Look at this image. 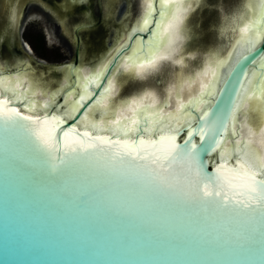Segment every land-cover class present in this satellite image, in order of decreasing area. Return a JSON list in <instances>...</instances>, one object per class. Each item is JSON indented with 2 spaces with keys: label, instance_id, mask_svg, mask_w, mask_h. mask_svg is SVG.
Wrapping results in <instances>:
<instances>
[{
  "label": "water",
  "instance_id": "water-1",
  "mask_svg": "<svg viewBox=\"0 0 264 264\" xmlns=\"http://www.w3.org/2000/svg\"><path fill=\"white\" fill-rule=\"evenodd\" d=\"M232 1L224 3L228 10L238 2ZM118 2L114 0L113 4ZM217 5L214 14L213 5L199 12L196 27L188 34L181 54L204 53L219 44ZM152 6L155 11L146 31L133 30L124 42L126 33L135 22V12L130 8L132 15L125 14L128 17H123L118 24L112 43L91 61L77 60V43L74 58L55 65L33 63L25 57L11 62L6 58L0 60L3 69L15 68L22 60L32 63L30 67L35 68L37 80L46 88H54L61 79L52 77L50 71L57 74V70L65 66L71 73L79 64L95 68L119 47L112 54L98 84L70 117L59 115L53 106L59 101V93L47 110L35 114L23 112L17 102L0 93V101H7V107L19 113L10 121L0 117V264H264V210L223 212L186 202L170 192H157L146 180L148 169L154 165L147 160L121 161L116 155L118 144L92 141L96 147L85 149L79 144L64 147L63 132L70 128H74L75 135L86 142L89 138L83 136L84 132L113 142H138L141 137L156 140L161 135H176V143L183 145L189 130L202 126L199 118L204 111L209 108L215 111L217 105L227 118L234 96L243 89L251 69L255 70V75L243 92L240 109L244 108L248 96L255 98L264 93L263 30L257 44L234 58L214 95L192 121L169 133H153L151 136L138 134V128L129 138L78 127L75 124L77 118L99 91L109 67L127 53L136 37L143 52L144 43L151 38V29L162 10L157 0H152ZM23 9L24 6L17 8L18 12ZM110 10L112 12V8ZM209 15L208 21H202ZM261 15L262 11H258L253 30L264 27ZM17 19L12 25L9 22L4 25L12 34ZM0 31L2 33L3 29ZM136 50L133 47L129 53L134 54ZM145 55L148 53H143L141 59ZM225 87V92L221 93ZM135 88H123L120 97L128 96ZM248 107H252V111L247 115H256L260 110L255 99ZM53 115L58 120L57 143L55 148H46L34 135L35 125L24 117L44 119ZM258 118L255 119L257 122ZM221 135L223 139L225 135L235 137L230 127L226 133L218 130L215 139L219 140ZM192 139L201 144L199 132H194ZM204 143L208 147L211 139L206 137ZM216 151L209 147L206 153H201L205 169L212 176L216 175L213 170L217 164L235 166L238 158L237 153H230L226 161H221L216 157ZM41 154L58 165L61 171L50 172Z\"/></svg>",
  "mask_w": 264,
  "mask_h": 264
},
{
  "label": "bare ground",
  "instance_id": "bare-ground-1",
  "mask_svg": "<svg viewBox=\"0 0 264 264\" xmlns=\"http://www.w3.org/2000/svg\"><path fill=\"white\" fill-rule=\"evenodd\" d=\"M2 1L0 0V13L5 8V3ZM236 1L238 2L234 7L228 10V13H223L224 15L219 19L216 28L220 36V42L216 47L210 48L204 53H191V56L181 54L182 46L188 37L186 33L185 37L176 45L174 52L175 58L183 61V64H176L174 66L175 72H150L149 75H151L147 76V79L143 82L144 87L129 83L132 78L131 74L123 67L125 63L129 65L139 64L149 58L145 55V58L141 59L143 53H148V41L144 43L143 52H141L139 38L136 37L131 43L130 49L126 51L127 53H123L109 67L99 91L81 112L75 124L90 131L112 133L117 137L129 138L138 128H140L138 134L151 136L153 133H169L180 125L192 121L194 116L208 104L234 58L240 52L257 44L264 30V27L258 31L253 30L257 13L262 11L261 0ZM157 4H160V0H157ZM129 6L135 10H133V13L135 12L134 15L136 16L135 22L132 23L126 33L124 42L133 30L141 29L148 13L147 0H130ZM128 15H132V13L129 12ZM157 18L154 27L151 29V34L156 21L160 19V17ZM249 25L251 27L248 28L247 32L241 31ZM2 32H0L1 37L11 33L5 26ZM133 47L137 49L136 52L134 54L129 53ZM118 48L116 47L112 54ZM112 54L92 69L86 67V64L82 66L79 64L70 73L64 66L62 76V72L57 71L60 74L58 78L61 79V82H58V85L54 88L44 87L37 80L35 68L27 65L25 60H22L15 68L10 69H3L0 64V93L2 96L17 102V106L23 112L34 114L47 110L59 93V101L54 103L53 106L58 109L59 115L70 117L81 102L90 95L92 88L98 84ZM126 57H131V59L126 60ZM254 75L255 70L251 69L243 89L239 93L238 111L243 92L248 88ZM70 77L72 78L71 81ZM157 78L159 81L155 82ZM109 80L113 82L114 93L105 91L109 87ZM128 86L137 88L130 92L128 96L120 97L122 89ZM173 86L174 91L171 98H169V89ZM149 92L156 94L158 103L154 107H148L150 101L145 99L144 106L132 112L129 108L130 99L132 97L140 98ZM176 101L182 102L179 111H177ZM160 109H164L165 114H160ZM244 110L247 113L252 111V107H247ZM152 113H156V115H151ZM257 117V115H247L244 118V123L249 126H256L258 124L255 120ZM133 119L138 120V124L133 125ZM115 121L119 122L115 123ZM233 127L236 132L235 137L225 135L221 147L215 153L216 157L221 161H226L230 157V153H237L238 158L246 166L253 171L260 172L258 153L251 147H246L244 142L239 145L238 150L235 141L241 136L240 123L236 125L234 122L233 126L230 127V131H233ZM145 128H149V131L145 132ZM245 153H248V155H245ZM261 175L264 178V172Z\"/></svg>",
  "mask_w": 264,
  "mask_h": 264
},
{
  "label": "snow or ice",
  "instance_id": "snow-or-ice-1",
  "mask_svg": "<svg viewBox=\"0 0 264 264\" xmlns=\"http://www.w3.org/2000/svg\"><path fill=\"white\" fill-rule=\"evenodd\" d=\"M213 0H160L162 10L159 12L160 19L156 21L155 28L152 30L151 38L148 41L149 58L142 63L129 65L125 63L123 67L131 74L129 83L144 87V81L150 72L163 73L165 71L175 72L176 64H183L174 56L176 45L185 37L186 33L196 27V14L201 10H206L211 6ZM148 13L143 21L140 31H146L151 23L150 17L155 11L152 6V0H147ZM262 15L264 21V0H261ZM251 25L246 26L241 31L247 32ZM154 49V50H153ZM131 59V57H126ZM187 83V82H185ZM226 87L221 90L224 93ZM106 92L114 93L113 82L109 80V87ZM174 91L169 89V98ZM239 92H236L232 101L227 118L217 109L215 111L209 108L203 112L199 121L202 126L196 129H190L188 138L183 145L177 144L176 135H161L156 140H145L143 137L139 141H116L101 137L91 136L84 132L83 136L88 137L86 142L79 135H75L76 130L70 128L63 132L65 137L63 144L66 148H71L73 144H79L82 148L88 149L96 147L92 141H99L100 144L115 145L118 144L116 155L121 161L128 159L133 162L137 160L150 161L154 167L148 169L146 176L147 182L157 192H170L189 203L199 206H207L223 212H253L255 210H264V179L260 178L264 172V93L260 96H248L243 109L238 111ZM221 97L218 99L220 100ZM148 99V107H154L158 103L154 92L145 93L140 98L132 97L129 108L135 112L138 108L144 106V100ZM255 99L259 106L256 115L259 117L256 126H249L244 123L247 116L246 109L249 102ZM7 101H0V117L12 120L19 113L14 108L7 107ZM177 111L182 107L181 101H176ZM160 114H165L164 109H160ZM151 115H156L152 113ZM25 120L32 121L35 125L34 135L40 143L46 148H55L57 143L58 120L54 115L44 119H33V117H24ZM119 121H115L118 123ZM138 120L133 119L132 124H138ZM240 123L241 136L235 141L239 150V145L244 142L246 147H251L258 153L260 172L252 171L245 165L241 159L235 160V166L226 163L217 164L213 170L215 176L209 175L205 169V162L201 160V153L218 150L223 142V135L220 139H215V133L218 130L227 132L233 124ZM151 123V121H149ZM145 132L149 128L144 129ZM194 132L200 133L201 144L198 145L193 139ZM210 134H212L210 136ZM233 135H236L233 127ZM211 139V145L205 146V139ZM74 150V149H72ZM223 155V154H222ZM248 155V153H245ZM46 162L50 172L59 173L61 170L58 165L52 163L47 156L41 154ZM115 159V157H114ZM147 167V166H145ZM231 194V195H229ZM215 197H221L217 200ZM231 200V205L229 201Z\"/></svg>",
  "mask_w": 264,
  "mask_h": 264
},
{
  "label": "rangeland",
  "instance_id": "rangeland-1",
  "mask_svg": "<svg viewBox=\"0 0 264 264\" xmlns=\"http://www.w3.org/2000/svg\"><path fill=\"white\" fill-rule=\"evenodd\" d=\"M102 3V12L96 14L95 18L87 19L86 24L81 26H78V23L74 20H68L67 16H64L61 19H58L57 16H55L54 19L48 18L49 20L47 24L45 21H40L38 19V16L40 15H33L30 13L29 7L27 8L28 4L26 6L24 5L26 14L22 17L20 12L14 34L9 33L1 37L0 60L6 58L11 62L14 60L18 61V59L25 57L26 60L30 59L33 63L55 65L74 58V46L76 43L78 45L77 60H93L96 55L100 54L102 50L112 43L116 36L118 24L124 20L123 17H125V14L130 12L128 9L130 7V0H119L117 4L114 3L109 7L104 4V0H102ZM226 7L227 4L217 5V8L219 9V19L226 14L225 12L228 13ZM111 8L112 12L110 10ZM198 17L199 12L196 14V19ZM2 20L3 22L1 24ZM3 24L4 18L2 19L1 15L0 26L2 27ZM38 30L43 32L44 37L42 35V45L37 49L33 47L32 36L40 34ZM191 33V31L187 32V34ZM21 39H25V41L29 43V45L24 43L27 50L21 46ZM14 45L18 46L20 50L14 51ZM29 46L31 47V50ZM26 60L25 62L27 65L33 66L32 63H28ZM63 70L64 68L57 70L62 72L61 76L63 75ZM50 74L52 77H60V74H56L54 71H50Z\"/></svg>",
  "mask_w": 264,
  "mask_h": 264
},
{
  "label": "flooded vegetation",
  "instance_id": "flooded-vegetation-1",
  "mask_svg": "<svg viewBox=\"0 0 264 264\" xmlns=\"http://www.w3.org/2000/svg\"><path fill=\"white\" fill-rule=\"evenodd\" d=\"M226 1L233 2L232 0H213V3L211 4L213 5V8H212L213 14L216 13L217 11L216 5L220 2L224 4ZM3 2L5 3V8H4V11L0 13V16L2 15V19L4 18V24L2 25V27L0 26V29L3 28V30H4V25L9 21L10 17H11V20L9 21V24L12 25L16 22V17L17 18L19 17L20 12H21L22 17L24 14H26L25 9L20 10V12H18L19 10H17V8L19 6L22 7L28 4L27 8L29 7L30 13L33 15H40L38 16V19L40 21H45L47 24L49 20L48 18L54 19V17L58 15L62 16V18L64 16H67L68 20H74L78 24H82V22L86 23L87 19L95 18L96 14H100V12H102L101 9L103 5L102 0H72V1L70 0H10V1L3 0ZM113 2L114 0H104V4H106V6L108 7L110 5H113ZM12 7H13V11H12ZM128 9L130 11V7ZM131 9L134 10L133 8ZM210 17L211 15L207 16L202 21H208ZM216 17L219 18L218 16ZM2 22L3 20L1 21V24ZM38 31L40 32V35L42 38L43 32L41 30H38ZM1 39L2 38H0V41ZM20 42H21V46L24 49H26V46L24 45V43H27V42L25 41V39H21ZM27 44L29 45V43ZM13 50L19 51L20 49L18 48V46L14 45Z\"/></svg>",
  "mask_w": 264,
  "mask_h": 264
},
{
  "label": "trees",
  "instance_id": "trees-1",
  "mask_svg": "<svg viewBox=\"0 0 264 264\" xmlns=\"http://www.w3.org/2000/svg\"><path fill=\"white\" fill-rule=\"evenodd\" d=\"M32 40H33V47L34 48H40L42 45V38L40 34H35L32 36ZM31 40V41H32Z\"/></svg>",
  "mask_w": 264,
  "mask_h": 264
}]
</instances>
